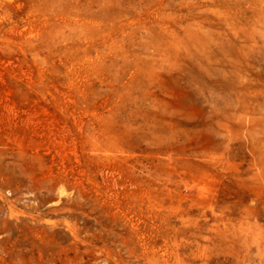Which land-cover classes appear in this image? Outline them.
<instances>
[{"label": "rangeland", "instance_id": "1", "mask_svg": "<svg viewBox=\"0 0 264 264\" xmlns=\"http://www.w3.org/2000/svg\"><path fill=\"white\" fill-rule=\"evenodd\" d=\"M0 264H264V0H0Z\"/></svg>", "mask_w": 264, "mask_h": 264}]
</instances>
